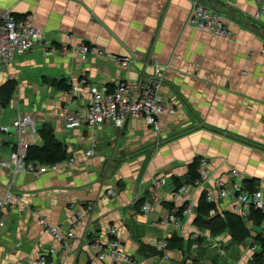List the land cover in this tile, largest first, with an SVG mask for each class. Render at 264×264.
Returning <instances> with one entry per match:
<instances>
[{
  "label": "crops",
  "instance_id": "1",
  "mask_svg": "<svg viewBox=\"0 0 264 264\" xmlns=\"http://www.w3.org/2000/svg\"><path fill=\"white\" fill-rule=\"evenodd\" d=\"M202 1L222 14L234 38L188 25L191 0H0V9L30 15L54 49L34 48L17 54L9 66L0 64V87L16 81L9 103L0 102V123L31 113L33 144L42 145L39 130L48 125L67 151V158L46 172L0 165V198L8 185L16 195L0 208V264L37 258L47 264H261L249 238L264 226V217L240 215L234 197H221L217 185L222 182L232 191L231 184L238 182L243 190H264V0ZM81 42L103 54L82 57L75 51ZM154 61L166 68L162 93L175 107L174 114L160 117L159 131L140 119H129L121 128L111 120L93 128L85 123L64 127L65 107L85 110L92 89L110 90L122 80L152 74ZM81 78L87 84L78 95L52 84L63 80L71 86ZM16 141L0 132V160L9 157ZM203 157L209 178L194 186L189 165ZM232 168L240 175L231 176ZM155 174L163 175L165 184L153 202ZM251 180L250 190L245 186ZM182 185L186 192L175 199ZM206 192L213 194L209 202L215 208L201 215L198 204ZM88 203L94 210L71 226L74 211ZM146 203L151 211L143 210ZM187 203L193 209L182 214ZM175 208L178 227L164 222ZM224 212L243 220L249 234L242 242L226 228L212 231L196 222ZM41 218L63 230L72 228L74 238L68 245L55 241ZM198 232L203 235L196 238ZM173 236L179 245L169 246ZM96 238L103 243L117 238L131 261L98 260L92 248ZM161 239L167 241L165 248L158 245Z\"/></svg>",
  "mask_w": 264,
  "mask_h": 264
},
{
  "label": "built area",
  "instance_id": "2",
  "mask_svg": "<svg viewBox=\"0 0 264 264\" xmlns=\"http://www.w3.org/2000/svg\"><path fill=\"white\" fill-rule=\"evenodd\" d=\"M258 11L255 16H258ZM187 24L209 32L215 36L232 39L235 33L231 31L225 24L222 14L213 8L208 7L202 0H191V8L187 18ZM72 35H68L71 37ZM34 48H40L43 51L54 50L50 45L49 40L46 39L45 33L42 29L35 26L30 15L17 17L11 9H0V64L9 66L17 54H24ZM62 50H66L64 46ZM75 51L82 57L88 53L103 54V51L94 45H89L85 42L79 43ZM114 61L120 64L127 62L126 58L113 57ZM164 67L154 61L153 73L142 75L137 80H122L118 82L112 89H92L91 97L85 110L70 111L65 107L62 111L61 119L66 128L78 127L86 124L93 128L100 126L106 120H111L113 127H123L129 119H140L148 126H151L156 131L160 129V117L164 115H172L175 113V107L170 102L169 98L162 93V85L165 75ZM87 84L85 78L79 79L76 83L71 85L67 91L71 95H78L80 87ZM0 132L12 134L17 137V141L9 154L7 159L0 160V165L9 167L11 164L15 166L17 171H30L33 173L46 172L48 170H55L61 162L53 164H45L38 161H27L25 159L27 149L33 144V138L36 135L35 117L31 113L24 114L13 118L7 123H0ZM93 149L90 148L85 151V154L91 155ZM69 164L73 163V159L67 160ZM208 161L205 157L201 158L198 167V178L192 182L194 186H200L205 182L209 176L207 172ZM231 176H239L240 172L236 168H232ZM165 184V177L161 174H155L150 185L152 187L153 196L152 201L157 200L155 192L161 189ZM232 191H228L224 183L220 182L217 185L218 194L221 197L233 196L235 200V210L243 217L248 216L252 210H260L264 214V190L257 186L251 191L243 190L242 185L238 182L231 184ZM174 195L175 199H179L181 195L186 192V186L182 185L177 189ZM111 192V190H108ZM16 195L13 193L10 185L6 187L5 193L0 198V208L10 204L12 198ZM213 194L206 192V199L212 201ZM144 211H151L150 203L142 206ZM192 203H187L181 213L189 214L192 211ZM94 210V204L87 205L75 210L70 217V224L74 226L85 213ZM179 209L172 210V214L165 219L166 224H173L180 226L181 220L177 215ZM44 228L55 241L61 244L68 245L74 232L72 228L63 230L59 225L49 224L45 219L39 220ZM0 224L2 222L0 221ZM108 232L115 234V228L111 227ZM201 233H196L194 236L198 238ZM257 237L264 239V226L260 231L249 238V249L252 253H258L262 249L261 243L256 240ZM161 248L167 245L166 239L158 241ZM93 253L98 260H103L106 257L112 259L115 263L129 262L131 257L124 253L121 243L117 238H113L108 242L103 243L100 238H96L92 242ZM50 252H54L50 248ZM25 264H47L45 259H29Z\"/></svg>",
  "mask_w": 264,
  "mask_h": 264
},
{
  "label": "trees",
  "instance_id": "3",
  "mask_svg": "<svg viewBox=\"0 0 264 264\" xmlns=\"http://www.w3.org/2000/svg\"><path fill=\"white\" fill-rule=\"evenodd\" d=\"M52 84L64 90H68L71 88V86L64 83L63 80H53ZM15 87L16 81L13 79L8 80L0 87V102L2 106H5L9 103ZM39 136L43 143L42 145L32 144L28 147L25 157L27 161H38L45 164H53L67 158V151L65 146L56 138L50 126L44 125L39 130ZM198 167L199 159L196 158L189 165V176L192 181L198 178ZM253 182L254 181L252 180L246 182L245 187L250 190L253 189ZM214 208L215 204L206 200L205 193L202 194L198 204L199 214L208 215ZM252 212L254 213L257 220H259L262 216L264 217V214L260 210H252ZM196 222L200 223L203 226L209 227L212 231H219L226 228L229 230V232L233 236V240L236 242H242L249 234L241 217L232 212H224L223 216L218 214L210 220L197 219ZM256 240L259 244L261 243L262 249L255 254V258L259 263L264 264V239H260V237H257ZM169 241V246H172L174 243L178 244L179 242H181V240L176 236L171 237Z\"/></svg>",
  "mask_w": 264,
  "mask_h": 264
}]
</instances>
